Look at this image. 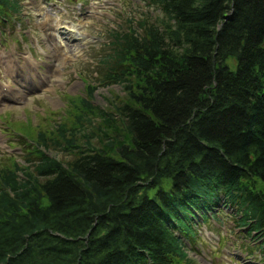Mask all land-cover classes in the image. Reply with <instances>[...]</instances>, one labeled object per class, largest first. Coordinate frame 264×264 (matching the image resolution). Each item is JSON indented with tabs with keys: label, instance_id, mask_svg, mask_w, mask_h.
<instances>
[{
	"label": "trees",
	"instance_id": "obj_1",
	"mask_svg": "<svg viewBox=\"0 0 264 264\" xmlns=\"http://www.w3.org/2000/svg\"><path fill=\"white\" fill-rule=\"evenodd\" d=\"M146 1L162 18L113 30L100 58L126 93L119 118L98 111L105 143L77 140L88 85L72 127L28 143L32 167L0 168V264H195L194 217L221 204L264 247V0Z\"/></svg>",
	"mask_w": 264,
	"mask_h": 264
},
{
	"label": "rangeland",
	"instance_id": "obj_2",
	"mask_svg": "<svg viewBox=\"0 0 264 264\" xmlns=\"http://www.w3.org/2000/svg\"><path fill=\"white\" fill-rule=\"evenodd\" d=\"M20 3V12L0 18V168L13 162L32 167L25 156L31 150L28 143L33 144L39 130L54 132L62 123L72 127L80 99L88 97V85L96 86L88 100L92 111L85 115V127L77 140L80 145L90 140L95 147L105 143L101 134L104 118L98 111L119 118L117 108L126 93L120 83L103 82L107 66L100 58L110 52L113 30H122L143 17H150V22L162 18L161 10L146 0ZM17 62L27 71L28 80L21 96L15 91L7 98L1 93L6 88L1 83L20 87L14 82ZM41 78L45 80L41 82ZM106 132L114 135L111 130ZM48 153L60 160L73 157L59 145L50 147ZM229 207L208 220L195 215L196 235L185 246L189 260L195 264H264L261 237L256 232L250 235L248 227H237L235 206Z\"/></svg>",
	"mask_w": 264,
	"mask_h": 264
}]
</instances>
